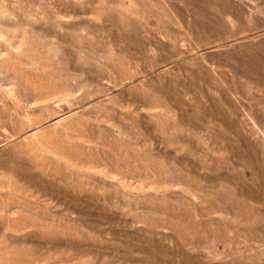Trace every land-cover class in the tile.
Wrapping results in <instances>:
<instances>
[{"label":"rangeland","instance_id":"374dc122","mask_svg":"<svg viewBox=\"0 0 264 264\" xmlns=\"http://www.w3.org/2000/svg\"><path fill=\"white\" fill-rule=\"evenodd\" d=\"M0 264H264V0H0Z\"/></svg>","mask_w":264,"mask_h":264}]
</instances>
